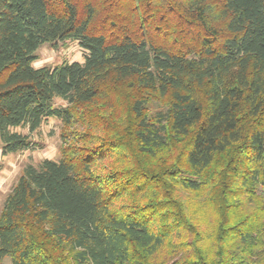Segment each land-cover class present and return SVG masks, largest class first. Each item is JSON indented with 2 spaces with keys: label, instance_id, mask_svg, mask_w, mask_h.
I'll use <instances>...</instances> for the list:
<instances>
[{
  "label": "trees",
  "instance_id": "obj_1",
  "mask_svg": "<svg viewBox=\"0 0 264 264\" xmlns=\"http://www.w3.org/2000/svg\"><path fill=\"white\" fill-rule=\"evenodd\" d=\"M64 41L83 62L33 65ZM50 118L0 264H264V0H0L2 155Z\"/></svg>",
  "mask_w": 264,
  "mask_h": 264
},
{
  "label": "rangeland",
  "instance_id": "obj_2",
  "mask_svg": "<svg viewBox=\"0 0 264 264\" xmlns=\"http://www.w3.org/2000/svg\"><path fill=\"white\" fill-rule=\"evenodd\" d=\"M86 51L80 47L77 41H64L53 47L50 44L42 45L37 51L35 67L45 65L55 66L63 62H83ZM55 104L65 106L66 102L57 98ZM20 132L28 133L27 128H18ZM61 122L50 118L43 122L42 126L32 134V139L37 148L21 151L3 156L0 142V212L6 196L18 180L22 169L28 165H37L43 159L58 160L60 157ZM1 264H12L7 257Z\"/></svg>",
  "mask_w": 264,
  "mask_h": 264
}]
</instances>
